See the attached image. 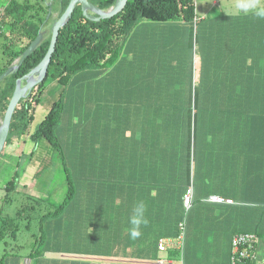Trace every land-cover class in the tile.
<instances>
[{"label": "trees", "instance_id": "trees-1", "mask_svg": "<svg viewBox=\"0 0 264 264\" xmlns=\"http://www.w3.org/2000/svg\"><path fill=\"white\" fill-rule=\"evenodd\" d=\"M53 1L57 2V6L58 3H62V9L68 3V0ZM89 1L101 10H107L114 3V0ZM31 2L30 0H24L22 3L23 8L18 9L19 3L11 0L9 5L3 9V13L1 12L0 73L13 64L15 60L18 61L23 50L41 29V23L43 24L46 21L44 25L49 29L52 21L55 20V18H52V12L49 18L46 19L48 5H45L43 0ZM7 14L10 17L8 20ZM246 16L249 17L251 26L247 29L241 26L236 27L233 42L229 44L230 51L232 50L234 53L233 70L231 72L218 70V81L221 80L218 85L227 88L230 96L231 92L234 95L236 94L238 99L229 97L227 99L224 91L212 93L196 91L199 77L195 74L193 78V68L191 67L192 63H190L191 74L188 85L192 90L190 89V92L187 93L185 104L176 105L175 107L165 105V107L157 109L159 113L153 111V116H149L147 114L148 109L129 107V102L125 100L121 107L115 109L117 124H114L112 119L104 125L103 111L99 110L97 113L98 105L92 100V95L87 99V92L85 93V123L82 126L80 122L73 121L64 112L65 104L62 96L65 90L68 89L69 91L70 78L72 80L82 70H85V74H91L90 71H93L94 75L99 77L103 70L110 68L121 54L125 37L140 20L163 22L179 19L185 24L192 25L195 18V5L194 0H124V3L114 15L98 21L87 19L82 14L79 5L75 7L71 17L59 29L45 77L17 102L2 149L3 151L6 147L13 146L18 140H21L23 144H28L30 149L21 150L17 161L27 158L28 163H31L33 159H36L34 176L41 164L47 160L46 154L49 150H52L53 155L58 156L62 164L66 163L64 160L65 155H73L74 158L71 164L73 163L74 167L72 171L67 170L69 172V176H67L68 184L62 201L58 202L52 211H47L46 214L37 217L38 224H36L39 230L36 233L37 237L34 238L35 245L28 252L19 249L22 248L20 243L16 242V247L12 244L18 229L22 226L28 228L30 226L29 221H34L32 214L35 209L40 208V205L37 208L40 202L34 197H27L25 201L21 200L22 204L14 211L13 215H9L6 207L10 202L11 194L14 193L15 182L21 176L20 173H25L28 169H22L20 173L16 171L13 177L5 182L3 186L5 193L0 197V264H16L22 256H25L24 259H34L42 256L46 252V248H50L49 232L52 231L51 229L77 227V221L80 222L78 214L85 220V229L89 230L87 233L93 232L95 234L93 240L97 241L98 237H101L99 227H95L96 224L93 219L95 216H92L97 208L94 197L105 192L116 195V192L123 193L126 189L127 191L131 190L136 196L148 195L147 198L153 199V202L168 200L169 203L164 204L166 211L170 214L171 219H176L177 225H182L184 212L181 213L182 217L180 219L175 215L180 210L179 204L183 205L182 195L187 188L184 192H181L178 188L179 172L176 169L185 167L183 184L187 187V184L191 181L193 165H195L196 133H217L218 130L238 133L240 126L237 130L230 121H227L231 120L229 118L235 117L241 118L245 122L242 126L244 131L248 129L258 131L264 136V12L259 13L257 18H254V14ZM22 20L26 23V26L20 24ZM41 33L42 38L35 49L23 59L17 68L0 80V117H3L10 100L15 80L32 69L47 51L51 33L50 30L47 33ZM242 51L250 52V60L238 56V53ZM258 52L261 55L260 61L256 60ZM55 85L59 87V90H57L58 97L52 101L51 105H48L47 101L49 100L45 98L46 93H52ZM229 88L233 91H230ZM198 93L199 100L203 101L199 104L197 102ZM53 94H56V92L54 91ZM214 94L213 103L216 105L204 106V103H211L208 101H212ZM208 95L210 98H208ZM205 98L207 99L205 100ZM93 103L94 106H92ZM233 103L235 107L232 108L230 106ZM41 107H45V111L42 117L35 122L36 115H38ZM78 108H80V104H78ZM87 109L91 110L94 116H87L89 112ZM218 126L219 129L217 130L215 127ZM150 127H152L153 133L159 137L158 140L154 138L152 141L153 155L133 154L127 156L123 155L124 150H121V155L104 154L106 144L117 128H122L121 130L124 128L135 129L140 134L151 130ZM27 131L30 132L26 136ZM65 132L67 133V139L63 137ZM161 137L166 138L162 139ZM111 141H109L110 145L107 148L114 149L116 146ZM141 142V140H138V145ZM148 147H150V144H148ZM69 148L73 151L66 153V149ZM164 148L169 152L164 150L167 152L155 154V149L162 150ZM254 150L253 154L257 153L255 148ZM258 154L257 156L254 155L253 159L250 156V160L252 159L253 165L259 168L258 176L260 180L264 181V143L262 141ZM190 160L193 161L192 168ZM180 164L182 165L179 166ZM120 165L126 167V174L127 167L131 168L130 184L132 187L130 189L118 187L115 192L110 183H112L114 177V168L117 169ZM166 166L169 168L175 167V171H170L168 185L166 177L161 172L164 169L163 167ZM150 169L153 170L151 175L154 180L150 182L149 179L142 182V179L147 178L146 172ZM73 175L78 181L85 178V185H81L80 188L75 187L70 181ZM165 184L167 187L164 186ZM167 197L168 199H166ZM12 198L17 200L15 196H12ZM46 201H48V198H46ZM254 206L255 213L257 214L258 211L259 219H262L264 203ZM84 209L85 215L83 217L82 212ZM23 218L26 220L25 224H22ZM69 222H72V224L69 225ZM43 226L45 228L42 232ZM240 232L253 233L256 240L263 235V232L259 230L258 221L255 222L253 230ZM175 237L171 243L173 248L178 244L179 235ZM12 248L13 250H11ZM175 253H177L176 250ZM249 262L251 261L246 260L239 264Z\"/></svg>", "mask_w": 264, "mask_h": 264}, {"label": "crops", "instance_id": "crops-1", "mask_svg": "<svg viewBox=\"0 0 264 264\" xmlns=\"http://www.w3.org/2000/svg\"><path fill=\"white\" fill-rule=\"evenodd\" d=\"M210 1L207 2L208 5L203 11L195 12L192 25L185 24L179 19L178 21H149L143 24L145 28L142 31H132L129 52H126L130 55L123 57L120 54L110 68L99 74V89L104 92V96L111 99L110 102L114 104L120 100L124 102L126 100L129 102V107L148 109L147 114L153 116V111L159 113L157 109L160 107L163 108L165 105L175 107L186 102L187 93L190 89L192 90L188 82L190 69L193 67V73L199 77L196 91L204 93L224 91L227 99L228 97L238 99L236 94L231 92L230 96L227 88L218 85L221 82V80L218 81V70L229 72L233 70L234 53L230 51L229 44L233 42L236 27L249 28L250 19L244 15V12L219 15L214 10L216 0ZM187 35L188 44L193 50L192 56L184 46ZM175 37L181 39L179 40L180 55L176 50L173 52L175 56L172 58L173 66L170 69L172 73H169L170 77L175 76L174 83L170 82L171 79L168 81L167 75L166 83H152V80L150 81L147 77L154 69L156 59L154 48L158 40L170 41L175 40ZM238 56L247 60L251 54L249 51H242L238 53ZM175 59L177 61L174 63ZM260 59L261 55L258 52L256 60L260 61ZM190 63H192L191 67ZM85 75V70H82L73 77L70 84L80 85L82 81H85ZM126 84H130V88L123 87ZM106 85H109L108 88ZM208 98H210L209 95ZM214 99L215 94L212 96V101H208L211 103L203 105L215 106ZM197 100L198 104L203 102L198 96ZM230 107H235V104L233 103ZM112 119L114 124H117L116 113L113 114ZM229 119L231 120L227 121H230L237 130L240 126V132L220 131L218 126L215 127L218 130L217 133H196L197 158L191 171V181L187 184V187L192 190L191 204L189 207L179 204L180 213L177 211L175 215L180 219L181 213L184 212L182 225H177L176 219H171L166 211L164 204H168V200L153 202V199L147 198L148 195L136 196L131 190L126 189L123 193L116 192L118 187L127 189L132 187L131 168L127 167L126 174V167L120 165L117 169L114 168V177L110 183L116 195L105 192L94 197L97 208L92 216H95L93 218L95 227H99L101 238L98 237L97 241L93 240L95 234L87 233L89 230L85 229V220L78 214L80 222L76 220L77 227L50 230L51 245L49 244L50 248H46L42 256L19 260L16 264H26L25 260H29L27 264H229L232 236L240 231L253 230L257 221L263 235L259 236L255 243V260L245 264H264V214L262 219H259V213L258 211L257 214L255 213L254 206L264 203V181L260 180L259 168L255 167L252 161L254 155H259L264 136L248 128L244 131L242 126L245 122L241 118ZM110 121L111 114L108 112L103 124ZM121 129L117 128L109 140L108 136L106 137L108 143L104 154L121 155V150H124L123 155L127 156L153 155L152 141L154 138L158 140L159 137L153 133L152 127H150L151 130L140 134L135 129ZM138 140L142 141L139 145ZM109 141L116 146L114 149L107 148L110 145ZM252 145L257 153L253 154L255 150ZM164 150L167 149H155V154L169 152ZM208 163H211L214 172L206 169ZM168 166L163 167L165 170L161 171L166 177L167 185L170 171H175V167ZM176 171L179 172L178 188L184 192L187 188L183 184L186 169L178 167ZM152 172V169L146 172L147 178L142 179V182L149 179L152 182L154 180ZM167 185L164 186L167 187ZM212 195L231 199V201H212L210 199ZM139 204L144 206L138 227L140 235L132 239L130 236L134 228L132 219L136 216L135 209ZM82 214L84 217L85 214L83 212ZM177 235H181L182 238L173 248L171 243ZM160 239L170 241L163 250L157 247Z\"/></svg>", "mask_w": 264, "mask_h": 264}, {"label": "rangeland", "instance_id": "rangeland-1", "mask_svg": "<svg viewBox=\"0 0 264 264\" xmlns=\"http://www.w3.org/2000/svg\"><path fill=\"white\" fill-rule=\"evenodd\" d=\"M10 1L11 0H0V11L3 10L6 6H8ZM14 1L19 3L18 9L23 8L22 3L24 0H14ZM207 2H211V1L210 0H194L195 12L199 13V10L203 11L208 5ZM216 2L217 4L215 5L214 10H216L217 14L219 15L221 14H241L242 12H244L245 15L254 14V18L255 17L257 18V15L259 13L264 12V0H216ZM45 5H47V3H45ZM0 16H1V13H0ZM6 17H7V20L8 18H10L8 14L6 15ZM144 21H147V22H144ZM145 23H149V21L145 19L138 21L137 25L135 27H132L130 33L125 37L124 43L122 45V50H121L122 51L121 55L123 57H128L130 55L126 52H129L128 46H129V42L131 39L130 37H131L132 31L134 30L137 32L142 31V29L145 28V25H143ZM187 33H188V30H187ZM178 35L179 34H177V36ZM180 37L178 38L175 37V40L171 39L170 41H167V39H165L164 41L158 40V44L154 48L156 51L154 69H153V72L150 73L149 77H147L150 81L152 80V83H158V82H161V84L166 83L165 81L166 75L168 76V81L171 79L170 82L174 83L175 76L170 77L169 73H172L170 69L173 66L172 58L173 56H175V53L173 52L176 50L178 51L177 54L180 55V52H179V40L181 39ZM184 46H185L186 51L187 50L188 52L190 51V56H192L193 50L188 44V35L186 36V43H184ZM176 61L177 60L175 59L174 63ZM90 72L91 74L86 73L85 81H82L80 85H76L75 83L71 85L69 83V91L68 89L65 90V93L62 96L64 97L63 100L65 104L64 112H66V114L70 116L73 121L78 122V123L80 122V125L82 126L85 123V100H86L85 93L88 92V94L86 95L87 99L89 98L90 95H92L93 97L92 100L94 101V103L95 102L97 103L96 104L98 105V108L96 109L97 113L99 112V110L103 111L102 117H105L109 112L111 114V120H112L113 114L115 113L116 107H121V105H123L124 103V100L122 101L120 100V102H117V104H114V102H110L111 99L104 96V92L98 88L99 87L98 85L100 83L99 78H97L98 76H95L93 71H90ZM194 77H195V73H193V78ZM70 81H71V78H70ZM108 86L109 85H106V88H108ZM67 87H68V84H67ZM102 87H103V84H102ZM123 87L130 88V84H126ZM57 90H59V87L58 85H55V89L53 90V92L55 91L56 94H53V92L46 93L45 98L46 100H49L47 101L48 105H51L52 101L57 99L58 97ZM198 97H199V93H198ZM94 103L92 106H94ZM78 104H80L81 109L78 108ZM73 105L75 106L71 107ZM44 111H45V107L39 108L38 115L35 114L36 115L35 122H37L42 117ZM87 111H89V109H87ZM87 114H88L87 116L89 117L94 116L91 110ZM1 121H2V117H0V124H1ZM31 129L32 127L30 128V130ZM29 132L30 131H27L26 136L29 134ZM63 137L64 139L65 138L67 139L66 132L63 135ZM67 145H68V141H67ZM23 149L24 150L30 149L29 145L23 144L21 140H18L13 144V146L6 147L5 150L1 151L0 153V197H2L5 193V190L3 188L5 182L11 179L16 171L20 173L22 169L26 168L29 170V171L27 170V172L25 173H22V172L20 173L21 176L18 177L15 182L14 189H13L14 193L11 194L10 202L6 207L7 213H9V215H13L14 211L20 207V204H22L21 200L25 201L27 197H34L36 198V200L40 202L37 205V208H39V205H40V208L37 210L35 209V211L32 214L34 221L32 220L29 221L30 226L28 228L22 226L21 228L18 229V232L14 236L15 239L12 244L16 247V242H18L22 245V248H19V249H24L25 251L28 252L30 249H32L33 245H35L34 238L37 237L36 233L39 230L37 226L38 220L36 221L37 217H39L40 215L46 214L47 211H52L55 205L58 202L62 201V199L64 198L66 187L68 184L67 176H69V172L67 170L72 171L74 164L73 163L71 164V162H73L74 157L73 155H65L64 160L66 163L62 164L58 156L53 155L51 153L52 150H49V152H47L46 154V158L48 157L47 160H45V162L41 164L40 168L37 169V172L39 173L36 172L34 176L33 173L36 168L35 165L37 164L36 159H33L31 163H28L27 158H24V160L19 159V162L17 161L19 157L18 154ZM71 151H73L71 148L66 149V153H71ZM204 157H206V155ZM195 158H197V150H196ZM203 161L204 160L202 159V163ZM190 164L192 168V165H193L192 160H190ZM197 168H199L198 163H197ZM206 169L208 170L211 169L214 172V170L211 168V163H208L206 165ZM70 181L77 188H80L81 185H85V178H82L81 181H78L74 177V175L72 176ZM12 196L17 197V200H14ZM46 198H48V201L45 202ZM83 213L85 214V209ZM25 221L26 220L23 218L22 224H25ZM68 224L71 225L72 222H69ZM44 228L45 226L42 227V232L44 231ZM11 250H13V248ZM24 258L25 256H22L20 260L23 261ZM25 262L27 264L29 260H25Z\"/></svg>", "mask_w": 264, "mask_h": 264}, {"label": "water", "instance_id": "water-1", "mask_svg": "<svg viewBox=\"0 0 264 264\" xmlns=\"http://www.w3.org/2000/svg\"><path fill=\"white\" fill-rule=\"evenodd\" d=\"M50 1V0H49ZM76 3L81 4L82 14L89 20L98 21L103 18H109L114 15L124 3V0H114L112 6L107 10H101L93 5L89 0H69L66 8L59 16V18L52 24L50 29V41L46 53L42 59L26 74L15 80L12 95L4 111L2 121L0 124V153L4 147V143L8 134L9 125L13 110L20 98L24 97L25 94L37 83L41 82L46 75L47 66L50 61L51 54L54 50L55 43L57 40L59 29L66 23L71 17V14ZM88 10H92L94 14L88 13ZM42 38V33L39 30L34 39L29 45L23 50L18 61L15 60L14 64L7 67L3 72L0 73V80L8 75L13 69L17 68L23 59L28 56L37 46ZM25 80V83L21 85V81Z\"/></svg>", "mask_w": 264, "mask_h": 264}, {"label": "built area", "instance_id": "built-area-1", "mask_svg": "<svg viewBox=\"0 0 264 264\" xmlns=\"http://www.w3.org/2000/svg\"><path fill=\"white\" fill-rule=\"evenodd\" d=\"M191 198L192 190L190 187H187V189L182 195V200L185 207L190 206ZM210 199L216 202L231 201V199H224L217 195H212ZM181 238L182 236L180 235L178 240H180ZM255 243V234L249 232L235 233L231 239V259L229 261V264H239L246 260L253 261L256 258ZM168 244H170V241L166 239H160L158 242V249L163 250Z\"/></svg>", "mask_w": 264, "mask_h": 264}, {"label": "flooded vegetation", "instance_id": "flooded-vegetation-1", "mask_svg": "<svg viewBox=\"0 0 264 264\" xmlns=\"http://www.w3.org/2000/svg\"><path fill=\"white\" fill-rule=\"evenodd\" d=\"M59 1H61V0H59ZM32 2H36V0H32ZM31 2V3H32ZM43 2L44 3H47V5H48V8H47V15H46V19L47 18H49V15H50V13L52 12L53 13V16H52V18H55V20L54 21H52V23H51V25H50V27H49V29H47L46 28V25H44V24H46V21H44V23L43 24H41V26H40V31L41 32H43V34L44 33H47V31L48 30H50L51 29V26H52V24L59 18V16L62 14V12L64 11V9L66 8V6H67V4L65 5V7L62 9V6H61V4H59L58 3V6H57V2H54L53 0H43ZM68 2H69V0H68ZM77 5H79V8H80V10H81V4L80 3H76L75 5H74V9H75V7L77 6ZM31 8H33V7H31ZM74 9H73V11H74ZM3 11L4 10H1L0 11V13L2 12L3 13ZM88 13H90V14H94L93 13V11L92 10H88ZM67 22V21H66ZM21 25H23V26H26V23L22 20L21 21V23H20ZM45 26V27H44ZM42 30H44V31H42ZM6 32V31H5ZM15 62V61H14ZM14 62H13V64H14ZM12 65V64H11ZM11 65H9V66H11ZM8 66V67H9ZM25 83V80H23V81H21V85H23Z\"/></svg>", "mask_w": 264, "mask_h": 264}, {"label": "clouds", "instance_id": "clouds-1", "mask_svg": "<svg viewBox=\"0 0 264 264\" xmlns=\"http://www.w3.org/2000/svg\"><path fill=\"white\" fill-rule=\"evenodd\" d=\"M143 210H144L143 204H139L136 207V209H135L136 216L132 219V223L134 225V228L130 232V236H131L132 239H136L140 235L138 227H139V224L141 223V219L140 218L143 215Z\"/></svg>", "mask_w": 264, "mask_h": 264}]
</instances>
